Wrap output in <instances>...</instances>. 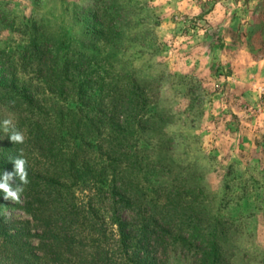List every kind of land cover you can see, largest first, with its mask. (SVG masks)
I'll list each match as a JSON object with an SVG mask.
<instances>
[{
	"label": "rangeland",
	"instance_id": "rangeland-1",
	"mask_svg": "<svg viewBox=\"0 0 264 264\" xmlns=\"http://www.w3.org/2000/svg\"><path fill=\"white\" fill-rule=\"evenodd\" d=\"M96 2L114 3L126 27L122 38L99 44L101 55L116 62L114 74L152 81L167 114L173 147L161 157L174 168L153 175L164 185L161 202L178 207L166 264H204L213 228L225 229L221 264H264V0H0V65L16 66L24 82L37 76L36 41H63L75 55L89 37L85 9ZM2 97L0 124L11 120L10 132L14 102ZM4 195L2 214L13 218L5 227L28 231L22 195ZM185 219L196 228L182 229ZM16 244L0 248V264L13 263Z\"/></svg>",
	"mask_w": 264,
	"mask_h": 264
},
{
	"label": "trees",
	"instance_id": "trees-1",
	"mask_svg": "<svg viewBox=\"0 0 264 264\" xmlns=\"http://www.w3.org/2000/svg\"><path fill=\"white\" fill-rule=\"evenodd\" d=\"M85 12L89 37L75 55L63 41H36L30 59L37 76L24 82L16 66L0 65V93L14 102V129L28 133L27 142L10 147L0 124V179L14 171L11 158L22 151L29 182L20 195L30 216L28 231H10L5 223L13 218L2 214L0 196V248L17 241L11 264H166L179 215L177 206L161 202L164 185L153 178L158 166L174 168L161 157L173 143L159 89L153 92L152 81L136 71L114 74L116 62L101 55L100 43L125 33L114 3L96 2ZM129 210L135 217L126 219ZM223 232L213 228L204 264H221Z\"/></svg>",
	"mask_w": 264,
	"mask_h": 264
},
{
	"label": "clouds",
	"instance_id": "clouds-1",
	"mask_svg": "<svg viewBox=\"0 0 264 264\" xmlns=\"http://www.w3.org/2000/svg\"><path fill=\"white\" fill-rule=\"evenodd\" d=\"M12 126L11 120H4L2 121V128L6 133H10V140L15 144H22L24 143L25 136L22 132L15 130L13 128L12 131L9 132V127ZM14 163V171L4 172L2 179H0V191H3L4 199L11 200L13 202L20 201V194L23 191V185H26L28 181V173L26 171V159L23 157L22 151L21 153L11 158ZM14 177H18L19 181L21 182L19 185L13 187L10 183Z\"/></svg>",
	"mask_w": 264,
	"mask_h": 264
}]
</instances>
